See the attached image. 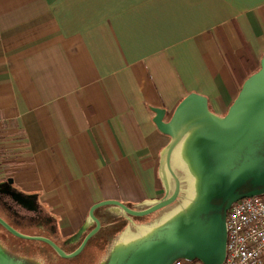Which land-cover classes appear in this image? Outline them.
Returning a JSON list of instances; mask_svg holds the SVG:
<instances>
[{
    "label": "crops",
    "instance_id": "obj_1",
    "mask_svg": "<svg viewBox=\"0 0 264 264\" xmlns=\"http://www.w3.org/2000/svg\"><path fill=\"white\" fill-rule=\"evenodd\" d=\"M249 52L259 63L264 0H0V130L12 143L0 175L34 196L55 238L96 226L98 202L149 206L166 196L170 141L151 107L168 119L195 91L226 114ZM95 214L137 221L112 205Z\"/></svg>",
    "mask_w": 264,
    "mask_h": 264
},
{
    "label": "water",
    "instance_id": "obj_2",
    "mask_svg": "<svg viewBox=\"0 0 264 264\" xmlns=\"http://www.w3.org/2000/svg\"><path fill=\"white\" fill-rule=\"evenodd\" d=\"M259 66L245 79L224 115L214 112L207 96L195 91L181 100L168 119L165 108L151 107L156 126L170 136L160 160L166 189L163 199L150 201L142 210L118 200L94 204L90 219L96 226L71 253L50 237L20 232L1 215L0 225L19 238L43 241L62 257L73 258L102 226L95 214L98 207L112 205L133 216L154 213L179 198L180 171L187 184L181 201L151 223L135 230L127 226L100 264H176L180 260L222 264L227 256L229 209L244 197L264 194V53ZM172 180L175 188L171 194ZM13 181L9 178L0 185L13 188ZM89 221L68 240H80ZM0 264L41 263L32 257L10 255L0 244Z\"/></svg>",
    "mask_w": 264,
    "mask_h": 264
},
{
    "label": "trees",
    "instance_id": "obj_3",
    "mask_svg": "<svg viewBox=\"0 0 264 264\" xmlns=\"http://www.w3.org/2000/svg\"><path fill=\"white\" fill-rule=\"evenodd\" d=\"M259 67V63L254 59L250 52L247 53V56H243L239 59V67L235 68V72L239 73L242 78L241 87L245 79L255 73L259 69ZM177 173L179 178L181 179V193L179 198L170 205H167L166 207L161 208L154 213L148 214L145 217L134 216V218H137V221L132 226L133 230H135L141 224L151 223L155 219L159 218L162 214L175 207L181 201V199L185 195V188L187 184L184 181V174L180 171H178ZM174 188L175 181L172 180L171 194L173 193ZM147 207V205H142L140 206V210L146 209ZM128 223V220H124V222H121V225H119L118 222L115 221H111L109 224L102 225L100 230L89 239L83 251L73 258L62 257L52 246L43 241H21L27 243L28 250L33 256L38 258L42 264H100L101 261L106 258L115 241L117 240L119 234L126 228ZM51 225H53V223L48 224L44 222L42 226L37 228L38 233L35 232V234L47 236L54 239L67 253H71L75 249H77L82 243L85 236L95 227V224H93L88 228V230L84 233L80 240L71 244L68 240L70 236L61 235L58 238H55L52 234V231H56V227L54 226V229H52ZM0 227L2 226L0 225ZM194 262L199 261L195 260L189 263Z\"/></svg>",
    "mask_w": 264,
    "mask_h": 264
},
{
    "label": "built area",
    "instance_id": "obj_4",
    "mask_svg": "<svg viewBox=\"0 0 264 264\" xmlns=\"http://www.w3.org/2000/svg\"><path fill=\"white\" fill-rule=\"evenodd\" d=\"M227 232V256L222 264H264V194L244 197L232 205Z\"/></svg>",
    "mask_w": 264,
    "mask_h": 264
},
{
    "label": "flooded vegetation",
    "instance_id": "obj_5",
    "mask_svg": "<svg viewBox=\"0 0 264 264\" xmlns=\"http://www.w3.org/2000/svg\"><path fill=\"white\" fill-rule=\"evenodd\" d=\"M9 178L14 179L11 175L1 174L0 182H6ZM12 186L13 188L7 184L0 185V215L17 230H19L17 225L28 227L27 231L22 232L19 230L20 232L38 235L35 234V232L38 233L37 228L42 226L44 222L48 224L53 222H51L44 210L38 206L34 196H30L23 192L16 184L15 180ZM51 226L52 229H54V225ZM1 228H3V230H0V244L7 253L17 257H32L41 263V261L28 250L27 243L21 241L27 239L13 235L3 226Z\"/></svg>",
    "mask_w": 264,
    "mask_h": 264
},
{
    "label": "rangeland",
    "instance_id": "obj_6",
    "mask_svg": "<svg viewBox=\"0 0 264 264\" xmlns=\"http://www.w3.org/2000/svg\"><path fill=\"white\" fill-rule=\"evenodd\" d=\"M12 146L11 143V133L8 130H0V150L2 151V149H4L3 152V156H0V159L2 158H11V154L12 151L10 149H8V147ZM7 150V152L9 153L8 156L6 155L7 153L5 152ZM5 156V157H4ZM1 177V175H0ZM17 228L24 232L28 230V227L25 226H21V225H17ZM0 230H3V228L0 227ZM181 264H191L188 261L182 260Z\"/></svg>",
    "mask_w": 264,
    "mask_h": 264
}]
</instances>
